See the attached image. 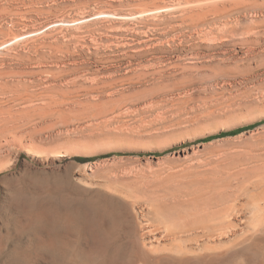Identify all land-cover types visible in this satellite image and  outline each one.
<instances>
[{"label":"rangeland","instance_id":"obj_1","mask_svg":"<svg viewBox=\"0 0 264 264\" xmlns=\"http://www.w3.org/2000/svg\"><path fill=\"white\" fill-rule=\"evenodd\" d=\"M208 263L264 264V0H0V264Z\"/></svg>","mask_w":264,"mask_h":264},{"label":"bare ground","instance_id":"obj_2","mask_svg":"<svg viewBox=\"0 0 264 264\" xmlns=\"http://www.w3.org/2000/svg\"><path fill=\"white\" fill-rule=\"evenodd\" d=\"M199 15V14H198ZM176 25V24H175ZM217 204V203H216ZM259 204V203H258ZM226 208V207H225ZM262 209V208H261ZM214 210H216V209H214ZM218 210V209H217ZM223 210V209H222ZM205 213V212H204ZM256 216V215H255ZM201 217V216H200ZM254 217V216H253ZM259 219V218H258ZM260 219H261V217H260ZM178 220V219H177ZM205 220H207V219H205ZM202 221V220H201ZM171 223V222H170ZM198 224V223H197ZM176 225V224H175ZM199 225V224H198ZM222 225V224H221ZM194 228V226L192 225V224H189V226H187V228H184V227H182V228H178L175 232L173 231V233L174 234H176V232L177 233H185V232H188V231H190L191 229H193ZM200 229V228H199ZM171 232V231H170ZM209 235V234H208ZM177 236V235H176ZM165 248V247H164ZM216 248V247H215ZM151 250V249H150ZM219 250V249H218ZM162 251V250H161ZM167 251V250H166ZM225 251V250H224ZM155 252V251H154ZM185 253V252H184ZM188 253V252H187ZM201 253V252H200ZM148 254V253H147ZM185 256V255H184ZM176 258V257H175ZM161 262V261H160ZM209 264V263H208Z\"/></svg>","mask_w":264,"mask_h":264},{"label":"trees","instance_id":"obj_3","mask_svg":"<svg viewBox=\"0 0 264 264\" xmlns=\"http://www.w3.org/2000/svg\"><path fill=\"white\" fill-rule=\"evenodd\" d=\"M245 129H247V128H244V129H242V130H239V131H243V130H245ZM236 133H238V132H232V133H230V134H236ZM230 134H223L222 136H225V135H230ZM212 138H208V139H206V140H204V141H208V140H211Z\"/></svg>","mask_w":264,"mask_h":264}]
</instances>
